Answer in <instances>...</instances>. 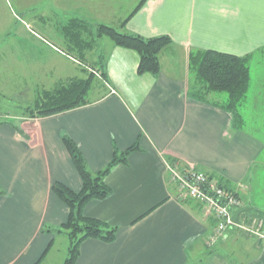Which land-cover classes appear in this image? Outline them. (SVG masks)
<instances>
[{
	"label": "crops",
	"instance_id": "0c3cea01",
	"mask_svg": "<svg viewBox=\"0 0 264 264\" xmlns=\"http://www.w3.org/2000/svg\"><path fill=\"white\" fill-rule=\"evenodd\" d=\"M142 1L0 0V20L6 12L28 16L35 24L31 46L61 54L73 65L78 61L66 52L80 42L67 34L73 22L84 38L85 27L91 35L96 25L105 24L172 40L156 77L138 74L135 51L109 43V52L102 54L107 91L91 104L47 118L0 122V264H51L61 236L56 230L69 216L53 184L75 192L82 188L63 135L76 143L92 173L108 165L115 148L124 152L139 140L142 150L106 177L112 194L84 208L87 217L118 228L115 241L85 240L76 264H264V175L257 173L264 171V142L243 127L236 131L231 114L213 101L192 97L196 77L190 67L193 52L242 57L264 47V0H146L132 15ZM58 76L55 86L74 72ZM170 159L236 193L243 207H251L237 223L256 229L254 222L262 221L261 236L234 225L208 245L215 219L200 202L180 196L171 181Z\"/></svg>",
	"mask_w": 264,
	"mask_h": 264
},
{
	"label": "trees",
	"instance_id": "16d2710c",
	"mask_svg": "<svg viewBox=\"0 0 264 264\" xmlns=\"http://www.w3.org/2000/svg\"><path fill=\"white\" fill-rule=\"evenodd\" d=\"M145 1H142L132 15L137 12ZM126 22L122 24V27H125ZM70 25L67 34L72 41H80L77 42L78 45L75 46L73 51L78 54L79 58L74 57L78 62L86 65L88 50L90 52L91 49L96 48L98 38L106 37L111 40L114 46L135 51L139 55L137 72L140 76H158L161 71L160 56L164 49L172 44V40L168 36L145 38L137 34L121 32L117 28L105 24L96 25L95 31L91 35H86V32L88 29L89 32L92 29L85 27L84 38L83 32L75 29L79 23L73 22ZM71 52L68 51L69 56H73ZM256 55H260L264 59V47L242 57L213 50L193 52L190 56V67L196 77V84L191 90L192 97L206 102L210 94H226L227 99L224 102L214 101V104L231 114L236 131L242 128L243 121L238 109L248 93L250 85L249 65ZM104 58L101 55L98 62L92 65L95 70H92L88 78H72L67 82L58 83L53 89L45 90L37 98L33 107L28 109L31 118L52 117L89 105L91 102L88 96L95 80H102L103 83H107L109 80ZM63 142L80 174L82 188L80 191L75 192L60 182L53 184L54 194L69 209L68 220L56 232L65 234L69 240L68 256L63 264H76L80 256V247L85 240L100 239L107 243L115 241L118 228L102 220L87 217L84 214V208L93 200L108 198L112 194V189L106 184V177L117 165L126 164L127 158L132 152L142 150L139 147V140L124 152H120L119 149L115 148L112 160L108 165L101 171L92 173L88 169L86 160L76 143L66 135H63ZM170 162L171 165L177 167L175 160L170 159ZM220 185L230 191L225 185L221 183ZM52 245L48 247L42 256V260Z\"/></svg>",
	"mask_w": 264,
	"mask_h": 264
},
{
	"label": "rangeland",
	"instance_id": "374dc122",
	"mask_svg": "<svg viewBox=\"0 0 264 264\" xmlns=\"http://www.w3.org/2000/svg\"><path fill=\"white\" fill-rule=\"evenodd\" d=\"M3 15V19L0 20V122L16 123L23 116L31 118L28 109L33 107L37 98L45 90L55 87L57 75L66 78L74 72L73 78H88L92 70H95L92 65L98 62L102 54L106 55L109 52L108 44L112 43L108 38H103L105 42H99L96 48L86 53V65L80 62H75L77 65H73L72 62L61 58V54H56V52L46 48L38 51V49H34V46H31L36 44L33 35L35 24L28 16L11 14L8 17L9 13L7 12ZM52 42L59 47V50H62L61 52L66 51L61 41L52 39ZM71 54L73 58H79L77 53L71 52ZM56 56L60 58L56 59ZM249 67V90L238 111L243 121V129L256 135L264 142L263 57L260 55L254 56ZM63 71L69 72L63 74ZM69 79L65 81L67 82ZM105 90L107 91V87H105L102 80L96 79L89 92V100H94ZM207 99L221 103L227 99V95L215 93L210 94ZM261 160L264 161V154ZM257 173L264 175V171H258ZM260 183L264 188L263 180ZM68 248L69 240L65 234H61L57 238L49 263L56 264V262H62V259L65 260L68 256Z\"/></svg>",
	"mask_w": 264,
	"mask_h": 264
},
{
	"label": "built area",
	"instance_id": "2783aa9c",
	"mask_svg": "<svg viewBox=\"0 0 264 264\" xmlns=\"http://www.w3.org/2000/svg\"><path fill=\"white\" fill-rule=\"evenodd\" d=\"M169 170L171 181L179 186L180 196L200 202L206 215L215 219L216 225L208 239V245L216 244L219 239L223 238L227 229L234 225L261 236L262 221L254 222L256 229L232 222L231 211L243 207L242 201L236 193L225 189L218 181L192 167L181 169L170 165Z\"/></svg>",
	"mask_w": 264,
	"mask_h": 264
},
{
	"label": "water",
	"instance_id": "95a60500",
	"mask_svg": "<svg viewBox=\"0 0 264 264\" xmlns=\"http://www.w3.org/2000/svg\"><path fill=\"white\" fill-rule=\"evenodd\" d=\"M251 207L250 206H247V207H243V208H239V209H236V210H232V222L234 224H236L238 222V219H239V216L246 212L247 210H249Z\"/></svg>",
	"mask_w": 264,
	"mask_h": 264
}]
</instances>
